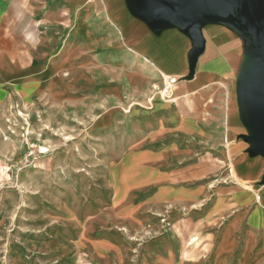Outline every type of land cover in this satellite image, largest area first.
Segmentation results:
<instances>
[{
	"label": "rangeland",
	"instance_id": "374dc122",
	"mask_svg": "<svg viewBox=\"0 0 264 264\" xmlns=\"http://www.w3.org/2000/svg\"><path fill=\"white\" fill-rule=\"evenodd\" d=\"M71 51L75 67L91 63L82 40ZM158 87L160 102L168 93ZM92 89H109L102 72ZM34 100L0 121V264L221 263L229 216L209 210L232 178L223 147L171 130L153 136L155 117L135 104ZM173 142L177 152L152 158Z\"/></svg>",
	"mask_w": 264,
	"mask_h": 264
},
{
	"label": "crops",
	"instance_id": "0c3cea01",
	"mask_svg": "<svg viewBox=\"0 0 264 264\" xmlns=\"http://www.w3.org/2000/svg\"><path fill=\"white\" fill-rule=\"evenodd\" d=\"M194 27L200 49L178 21L153 18L136 0H0V121L34 97L57 103L78 95L71 105L86 110L149 108L153 136L171 130L223 147L232 178L209 210L229 216L220 264L232 256L264 264V152L251 140L259 132L251 110L260 52L253 32L230 16L202 13ZM78 40L92 61L75 67ZM100 72L109 89L95 96ZM159 84L169 99L155 101ZM177 148L170 143L152 158Z\"/></svg>",
	"mask_w": 264,
	"mask_h": 264
},
{
	"label": "water",
	"instance_id": "95a60500",
	"mask_svg": "<svg viewBox=\"0 0 264 264\" xmlns=\"http://www.w3.org/2000/svg\"><path fill=\"white\" fill-rule=\"evenodd\" d=\"M136 4L153 18L178 21L198 41V49L203 46L204 38L194 26L204 12L228 15L253 32L260 56L251 112L259 132L251 140L257 143L256 151L264 152V0H136Z\"/></svg>",
	"mask_w": 264,
	"mask_h": 264
},
{
	"label": "bare ground",
	"instance_id": "6f19581e",
	"mask_svg": "<svg viewBox=\"0 0 264 264\" xmlns=\"http://www.w3.org/2000/svg\"><path fill=\"white\" fill-rule=\"evenodd\" d=\"M117 184H119V183H117ZM122 186L124 187L123 183H122ZM123 190H124V189H123Z\"/></svg>",
	"mask_w": 264,
	"mask_h": 264
}]
</instances>
